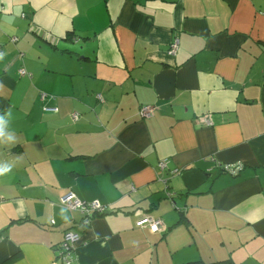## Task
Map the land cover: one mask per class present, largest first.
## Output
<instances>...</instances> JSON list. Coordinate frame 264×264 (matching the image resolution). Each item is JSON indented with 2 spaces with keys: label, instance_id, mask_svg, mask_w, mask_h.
Wrapping results in <instances>:
<instances>
[{
  "label": "crops",
  "instance_id": "crops-1",
  "mask_svg": "<svg viewBox=\"0 0 264 264\" xmlns=\"http://www.w3.org/2000/svg\"><path fill=\"white\" fill-rule=\"evenodd\" d=\"M0 97V264H264V0H0Z\"/></svg>",
  "mask_w": 264,
  "mask_h": 264
},
{
  "label": "built area",
  "instance_id": "built-area-1",
  "mask_svg": "<svg viewBox=\"0 0 264 264\" xmlns=\"http://www.w3.org/2000/svg\"><path fill=\"white\" fill-rule=\"evenodd\" d=\"M178 47V39L175 38L170 45V54H175ZM20 75H24L25 71L23 69L19 70ZM100 98V96H97ZM44 112L46 113H56V108H44ZM153 112V108L151 106H142L140 108V115L142 117H151ZM78 114L74 113L71 115V119L76 121L78 119ZM204 124L209 126L211 122L206 118L203 120ZM166 165L165 161L160 162V167L163 168ZM242 166H231L224 167L227 170V173L231 175L238 174ZM60 204L65 207L69 211H77L84 216L82 221V225H87L89 222V218L94 216L95 214H103L107 207L100 204L98 201L93 202H83L79 200L73 192H67L61 199ZM137 227L140 228H148L152 233L160 232L163 229V223L160 219L152 218L150 216H143L136 222ZM78 242V235L73 232H66L63 236V242L59 247V259L62 264H70L71 256L70 251L74 247L75 243Z\"/></svg>",
  "mask_w": 264,
  "mask_h": 264
},
{
  "label": "trees",
  "instance_id": "trees-1",
  "mask_svg": "<svg viewBox=\"0 0 264 264\" xmlns=\"http://www.w3.org/2000/svg\"><path fill=\"white\" fill-rule=\"evenodd\" d=\"M9 107H10V104L8 103V101L7 100H5V99H3V98H1L0 97V114H3V113H5V111H7L8 109H9ZM162 161H165V163H166V165L163 167V168H161L160 167V162H162ZM160 162H158V164H157V170L159 171V172H163L166 168H167V166H168V164H169V160H161ZM222 170V172H224V173H227V170H225L224 168H222L221 169ZM237 175V174H236ZM236 175H234V176H236ZM68 192H71V191H68ZM67 193V192H66ZM65 193V194H66ZM64 194V195H65ZM63 195V196H64ZM62 196V197H63ZM167 196L170 198L171 196L170 195H168L167 194ZM61 197V198H62ZM66 209V208H65ZM107 210H108V208H107ZM69 211V210H68ZM74 212H77V211H74ZM79 213V212H78ZM80 214V213H79ZM80 216H81V220L79 221V223L78 224H76V226L75 227H77V229H78V227H81V228H85L87 225H82V221H83V219H84V216L82 215V214H80ZM144 216H149V215H144ZM93 217V216H92ZM92 217H90L89 218V221H90V219H92ZM151 217V216H150ZM161 220V219H160ZM89 223V222H88ZM138 228H140V227H138ZM163 229H164V225H163ZM82 231V230H81ZM66 232H73L71 229H67V230H65L64 232H63V236H64V234L66 233ZM161 232V231H160ZM73 233H76L77 235H78V242L80 241V236H79V233H77V232H73ZM158 233V232H157ZM63 236H62V240H61V242H60V244L58 245V252H60V250H59V247H60V245H61V243L63 242ZM73 251H74V247L71 249V251H70V256L72 255V253H73ZM6 261H8V260H6ZM201 263V262H200ZM187 264H189V263H187ZM202 264V263H201ZM210 264H232L229 260H221V261H215V262H210Z\"/></svg>",
  "mask_w": 264,
  "mask_h": 264
},
{
  "label": "clouds",
  "instance_id": "clouds-1",
  "mask_svg": "<svg viewBox=\"0 0 264 264\" xmlns=\"http://www.w3.org/2000/svg\"><path fill=\"white\" fill-rule=\"evenodd\" d=\"M10 114V112H9ZM6 121L4 120L3 117H0V137H3L5 135L4 133V126H5ZM9 169L7 168H0V175L4 174V172L8 171Z\"/></svg>",
  "mask_w": 264,
  "mask_h": 264
}]
</instances>
